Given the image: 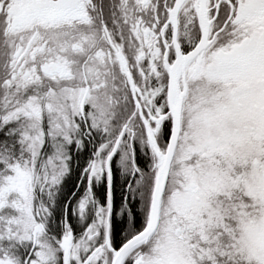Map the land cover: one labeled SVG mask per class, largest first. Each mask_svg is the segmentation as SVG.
I'll list each match as a JSON object with an SVG mask.
<instances>
[{"label": "snow or ice", "instance_id": "snow-or-ice-1", "mask_svg": "<svg viewBox=\"0 0 264 264\" xmlns=\"http://www.w3.org/2000/svg\"><path fill=\"white\" fill-rule=\"evenodd\" d=\"M0 264H264V0H0Z\"/></svg>", "mask_w": 264, "mask_h": 264}, {"label": "flooded vegetation", "instance_id": "flooded-vegetation-1", "mask_svg": "<svg viewBox=\"0 0 264 264\" xmlns=\"http://www.w3.org/2000/svg\"><path fill=\"white\" fill-rule=\"evenodd\" d=\"M93 150V147L91 144H88L84 151H82V168L87 164L91 152ZM137 152L139 153V147H137ZM143 155H139L137 159L138 166L141 164H145L146 160L144 159ZM119 157H114L112 162V184H111V196H112V215H111V225L113 230L115 231V228L118 226L127 227L129 226L128 221V213L127 211L122 210V205L125 201V197H128V204L129 208H134L136 210V207L139 210V206H137L136 201H132L131 195L126 191L127 185L129 184L130 177L127 172H125L122 168V166L118 163ZM92 194L93 198L100 206H104L107 203L108 198V185L106 179H102L99 183L93 182L92 183ZM87 188V180L86 178L82 177V193H85V190ZM83 195V194H82ZM64 199V198H62ZM62 205V202H61ZM92 207V206H90ZM95 207V205H94ZM69 209V207H68ZM68 209L63 206L61 212L55 214L54 219L57 220L58 214H63L61 216V220L64 218L65 214L68 216V221L70 225L73 228L74 232H77V225H76V219L71 216V214H68ZM54 208V212H55ZM66 211H68L66 213ZM138 212V211H137ZM61 220L59 222L61 226ZM138 222V221H137ZM86 227L85 222H82V230ZM123 229L121 228L119 232H121ZM120 234V233H119ZM119 236V235H118Z\"/></svg>", "mask_w": 264, "mask_h": 264}, {"label": "rangeland", "instance_id": "rangeland-1", "mask_svg": "<svg viewBox=\"0 0 264 264\" xmlns=\"http://www.w3.org/2000/svg\"><path fill=\"white\" fill-rule=\"evenodd\" d=\"M71 155H72V159H73V158H75L77 156L78 157H81L82 153H81V151H77V150H75V148H73L71 150ZM144 159L146 160L145 157H144ZM74 171H76V170L71 169L70 173L64 178V180L67 179V178H69V180H67V182H70L71 181L70 182V184H71L72 182H75L74 176H77L78 175L80 177V179L75 184L76 185V188H73L72 191L68 190L67 188H71V187L63 186V185H65L64 180H63V182L59 186V189H58L57 194H56V198H55V210L56 211L54 212V209H53V216L50 219V228L53 229L54 231H57V232L60 230V227L61 226H60L59 222H60L61 216H63V214H58L57 215V220L54 219V217H55V214L63 211L62 210L63 206L65 208H67V209L69 207V209H68L69 212L66 211V213L68 212L69 215L71 214V216H73L76 219L77 232L82 231V221L80 220V217L78 215H73L72 214L73 206L84 195V193H82V177H81V171L77 175H76V173ZM70 176H73V177H70ZM62 198H64V199H62ZM61 202H62V205H61ZM137 206H139V201H137ZM94 209H95L94 205H92V207H89V210H88V213H87V217L83 221V222H85V225L86 226L94 218ZM136 211H138V208L137 207H136ZM122 229L124 230V229H127V228L122 227Z\"/></svg>", "mask_w": 264, "mask_h": 264}, {"label": "trees", "instance_id": "trees-1", "mask_svg": "<svg viewBox=\"0 0 264 264\" xmlns=\"http://www.w3.org/2000/svg\"><path fill=\"white\" fill-rule=\"evenodd\" d=\"M78 157V156H77ZM76 158V157H75ZM73 162H75V163H77L76 161H73ZM81 166H82V160H81V164H80ZM73 170H76V171H74L75 173H76V175L77 174H79L80 173V171L82 170V168H73ZM78 171V172H77ZM70 177H73V176H70ZM74 179H75V182H72L71 184H70V182H67V180H69V178H67V179H65L64 180V183H65V185H63V186H66V187H71V188H67L68 190H70V191H72V189L73 188H76V183L79 181V179H80V177L77 175V176H74ZM122 228V226L120 225V226H118L117 225V227L115 228V232H116V234H117V236L119 235V230ZM125 228H128V225H127V227H125Z\"/></svg>", "mask_w": 264, "mask_h": 264}, {"label": "bare ground", "instance_id": "bare-ground-1", "mask_svg": "<svg viewBox=\"0 0 264 264\" xmlns=\"http://www.w3.org/2000/svg\"><path fill=\"white\" fill-rule=\"evenodd\" d=\"M81 153H82V151H81ZM81 160H82V155H81V157L73 158L72 161H71V169H73V168H82V166L80 165L81 164ZM73 161H76L77 163H75ZM132 201H136L137 202L138 200L132 199Z\"/></svg>", "mask_w": 264, "mask_h": 264}]
</instances>
